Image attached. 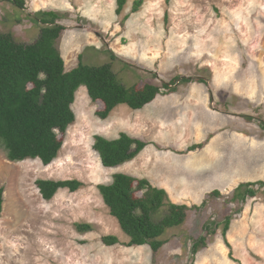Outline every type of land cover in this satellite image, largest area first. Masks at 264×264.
I'll return each instance as SVG.
<instances>
[{"label":"rangeland","instance_id":"1","mask_svg":"<svg viewBox=\"0 0 264 264\" xmlns=\"http://www.w3.org/2000/svg\"><path fill=\"white\" fill-rule=\"evenodd\" d=\"M23 1V8L0 2V33L31 44L40 14L56 13L67 72L82 56L84 65L111 64L127 88L189 81L162 89L142 110L119 106L106 120L80 87L75 121L48 166L9 162L0 147V264H264V190L230 202L240 184L264 181V0H140L136 11L139 0H127L120 14L116 0ZM120 133L147 146L134 160L104 168L93 138ZM115 173L146 179L190 208L181 225L158 238L156 252L128 247L129 237L102 202L97 187ZM37 180H77L82 187L44 201ZM213 191L220 195L211 197ZM227 216L229 247L222 235ZM206 223L219 226L192 254ZM76 224L92 230L78 233ZM105 236L118 244L104 245Z\"/></svg>","mask_w":264,"mask_h":264},{"label":"trees","instance_id":"2","mask_svg":"<svg viewBox=\"0 0 264 264\" xmlns=\"http://www.w3.org/2000/svg\"><path fill=\"white\" fill-rule=\"evenodd\" d=\"M10 1L23 8V0ZM127 0H116V14H120ZM134 3V11L141 6ZM41 29L31 44L16 42L10 34L0 33V147L9 162L38 160L43 166L54 162L60 153L66 132L75 121L72 105L80 87H85L92 103L99 104L96 115L106 120L119 106L139 111L152 103L162 89L187 82L188 79L175 77L162 87L143 85L127 88L121 84L111 64L98 66L84 65L79 56L76 68L65 70V63L57 48L64 28L56 24L59 19L54 12L40 14ZM115 59V56L112 54ZM252 121L255 118L245 116ZM260 123V121H259ZM264 127V123L262 124ZM147 146V143L120 133L116 139L94 136L92 149L101 165L115 169L134 160ZM199 144L198 147H202ZM191 147L190 149H194ZM35 186L44 201H50L59 190L70 193L78 191L82 183L77 180L51 181L37 180ZM264 190V181L240 184L234 191L230 202L243 203ZM109 214L117 221L120 230L129 237L128 247L149 246L156 252L162 242L158 238L171 227L181 225L187 218L190 208L174 204L165 190L156 188L146 179L115 173L111 182L97 187ZM236 191H239L238 196ZM4 189L0 187V216L4 204ZM211 197L220 194L213 191ZM200 207H195L200 210ZM222 235L229 247L225 234L230 225V217L223 220ZM219 226L203 225V231L192 246V254L204 246L209 234H214ZM78 233L92 230L89 224H76ZM106 246L118 244L115 236H105Z\"/></svg>","mask_w":264,"mask_h":264}]
</instances>
